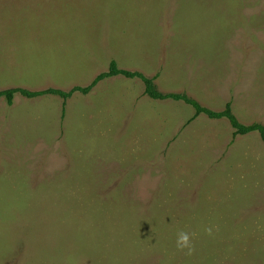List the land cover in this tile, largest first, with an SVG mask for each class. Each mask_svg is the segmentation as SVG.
Listing matches in <instances>:
<instances>
[{
	"label": "rangeland",
	"instance_id": "1",
	"mask_svg": "<svg viewBox=\"0 0 264 264\" xmlns=\"http://www.w3.org/2000/svg\"><path fill=\"white\" fill-rule=\"evenodd\" d=\"M113 60L264 124V0H0V89L86 86ZM62 108L0 98V264H264L258 133L187 124L124 77Z\"/></svg>",
	"mask_w": 264,
	"mask_h": 264
},
{
	"label": "trees",
	"instance_id": "2",
	"mask_svg": "<svg viewBox=\"0 0 264 264\" xmlns=\"http://www.w3.org/2000/svg\"><path fill=\"white\" fill-rule=\"evenodd\" d=\"M115 77H124L127 79H139L145 85V94L155 100H174L184 102L193 107L194 115L190 118L187 124L198 119L200 116H206L211 120H228L234 128V137L247 136L253 133H258L264 143V124L254 122L246 124L242 122L234 111L233 103L230 101L226 104L223 110H214L208 106L201 104L197 99L189 94L183 92H169L161 91L157 85L159 75L154 77L147 76L141 71H133L123 69L119 66L117 61L113 60L107 71L98 74L94 80L86 86H75L70 90H63L59 88L49 87L43 90H30L24 87H13L8 89H0V98L3 97L9 104H13L17 95L24 96L28 99H34L45 96H58L63 99L62 117L65 119L67 113V104L77 93L83 95L90 94L100 83L107 79Z\"/></svg>",
	"mask_w": 264,
	"mask_h": 264
},
{
	"label": "clouds",
	"instance_id": "3",
	"mask_svg": "<svg viewBox=\"0 0 264 264\" xmlns=\"http://www.w3.org/2000/svg\"><path fill=\"white\" fill-rule=\"evenodd\" d=\"M211 232V229L208 230ZM176 246L180 250H188V254H191L193 251V246L191 243V236L189 233L180 232L177 237Z\"/></svg>",
	"mask_w": 264,
	"mask_h": 264
}]
</instances>
